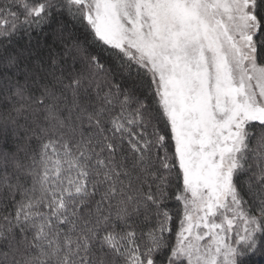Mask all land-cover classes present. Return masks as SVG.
Instances as JSON below:
<instances>
[{"label":"snow or ice","instance_id":"6c2138e0","mask_svg":"<svg viewBox=\"0 0 264 264\" xmlns=\"http://www.w3.org/2000/svg\"><path fill=\"white\" fill-rule=\"evenodd\" d=\"M258 7L0 3V36L55 12L120 75L146 82L145 98L122 90L79 43L65 53L82 63L65 67L30 72L0 58V264H245L264 248ZM170 190L178 214L167 210Z\"/></svg>","mask_w":264,"mask_h":264},{"label":"trees","instance_id":"16d2710c","mask_svg":"<svg viewBox=\"0 0 264 264\" xmlns=\"http://www.w3.org/2000/svg\"><path fill=\"white\" fill-rule=\"evenodd\" d=\"M3 2L4 0H0V3ZM258 3V18L264 20V16H261V13H264V0H258ZM21 19H23L22 15ZM3 30V28H0V31ZM259 35L264 38V26H262ZM88 40L89 38L80 30L79 25L70 21L65 16L58 15L54 12L48 19V22L43 24L40 28L31 27L25 29L23 27H18L13 35L0 36V58L16 57L18 60L22 61L21 67L30 72L36 65H42L47 68L50 60H57L60 62L61 67H65L72 63H82V61L78 59H69L65 53L66 47H72L73 44L79 43L86 49L84 52L85 56L88 54L100 56L101 61L112 73L108 79L113 84L118 85L122 90H134L138 96L145 98L143 85L146 82L140 80L139 77L136 76L129 78L120 75L115 70L113 61L102 54V50L98 45L88 42ZM262 56H264V50H261L258 59H261ZM138 81L141 85L139 88L137 87ZM21 83H24V81L21 80ZM252 130L254 132L257 131L255 127H253ZM173 196L174 191L170 190L167 210L178 214L180 205L172 199ZM177 218L178 216H174V223L172 225L173 232H175L176 229L175 220ZM169 240L171 241V237H169ZM245 264H264V248H260L254 254L248 255L245 259Z\"/></svg>","mask_w":264,"mask_h":264}]
</instances>
